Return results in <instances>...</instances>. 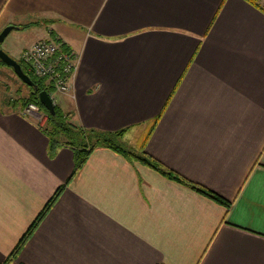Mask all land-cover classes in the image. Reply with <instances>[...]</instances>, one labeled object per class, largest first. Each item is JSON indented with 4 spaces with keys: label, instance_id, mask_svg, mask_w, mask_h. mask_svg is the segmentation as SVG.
Wrapping results in <instances>:
<instances>
[{
    "label": "crops",
    "instance_id": "crops-1",
    "mask_svg": "<svg viewBox=\"0 0 264 264\" xmlns=\"http://www.w3.org/2000/svg\"><path fill=\"white\" fill-rule=\"evenodd\" d=\"M0 20L19 40L34 34L4 47L15 59L50 35L75 53L70 89L53 97L73 126L127 128L124 146L182 178L105 146L75 170L76 148L53 146L46 115L39 125L22 115L0 85V264H264L261 9L246 0H0Z\"/></svg>",
    "mask_w": 264,
    "mask_h": 264
},
{
    "label": "trees",
    "instance_id": "trees-1",
    "mask_svg": "<svg viewBox=\"0 0 264 264\" xmlns=\"http://www.w3.org/2000/svg\"><path fill=\"white\" fill-rule=\"evenodd\" d=\"M249 3L257 6L264 12V0H246ZM54 39H57L56 37ZM18 62L21 64L22 70L31 78V80L37 85L36 90L33 87L31 88V94L26 99L28 101L36 102L39 107L47 112V121H46V130L51 136V143L55 146V142L58 139L66 140L70 144H72L75 148V161L76 166L75 170H78L80 166L83 164L84 160L87 158L89 153L98 146H105L114 149L115 151L123 154L128 159L138 160L142 163L147 164L148 166L158 170L162 174L181 180L182 178L179 177L178 174L174 173L172 170H169L165 166H163L159 161L149 156L146 152H140L132 150L122 144L120 141L124 134L127 132V128H123L116 131H99V130H83L80 128H76L73 126L66 115L62 113L60 108L54 103V114H51L47 108L39 101L37 92L40 90H49L46 87L45 79L37 77L31 70H29L28 64H26L22 58L17 59ZM3 63L2 61H0ZM4 64V63H3ZM193 188L197 191L209 196L210 198L214 199L215 201L229 207L230 202L225 200L220 195L214 194L206 188H202L200 186L191 184ZM56 194L49 200L48 204L44 207L41 211L40 215L37 219L32 223V225L28 228V230L22 236L18 246L15 248V251L19 249V247L24 243V241L28 238L32 230L36 227L39 220L44 215L47 208H49L50 204L56 198ZM9 260V258H8ZM8 260H6L5 264H7Z\"/></svg>",
    "mask_w": 264,
    "mask_h": 264
},
{
    "label": "built area",
    "instance_id": "built-area-1",
    "mask_svg": "<svg viewBox=\"0 0 264 264\" xmlns=\"http://www.w3.org/2000/svg\"><path fill=\"white\" fill-rule=\"evenodd\" d=\"M22 60L37 77L44 78L50 88L61 93L70 89L77 60L63 40L57 38L35 42L23 50ZM50 97L53 101V97ZM38 108L37 103L29 101L21 114L37 112V117L41 118Z\"/></svg>",
    "mask_w": 264,
    "mask_h": 264
},
{
    "label": "rangeland",
    "instance_id": "rangeland-1",
    "mask_svg": "<svg viewBox=\"0 0 264 264\" xmlns=\"http://www.w3.org/2000/svg\"><path fill=\"white\" fill-rule=\"evenodd\" d=\"M1 21V20H0ZM10 32L12 33H9L8 36H6L5 40L2 42L1 44V48L4 50L9 43L8 42H11L12 45L16 48L17 46H20L22 45L23 43H26L28 42L32 37H33V33L31 34L30 31H25L21 34H24L23 35V39L22 40H19L18 38H15V36H17L16 32H19V31H16V30H11ZM55 37L54 36H51L50 37H46V38H40L38 40H36L35 42H38V41H43V40H50V39H54ZM58 38V37H56ZM18 39V40H17ZM60 39V38H58ZM22 41V42H21ZM35 42L31 43L29 46H31L32 44H34ZM29 46L25 47V48H28ZM68 47V46H67ZM69 48V47H68ZM72 50V49H71ZM75 54V53H74ZM10 55V54H9ZM13 55V54H12ZM76 56V55H75ZM13 57V56H12ZM14 58V57H13ZM22 58V55L21 57ZM20 58H17L16 56V59H20ZM1 61V60H0ZM0 85L1 87H5V90L8 92H11V94H6L8 97H14V98H18V100H20V102H22V106H21V109H20V113H21V110H23V108L26 106V99L30 96L31 94V88L32 86H29L28 84H26L25 82H23L18 76L17 74L14 72L13 68L11 66H8L6 64H3L0 62ZM45 85L46 87L49 89L47 92L49 94V96H52V97H55L54 94L55 93H59L61 94V92H58L56 90H54L53 88H50L48 85H47V82L45 81ZM4 90V91H5ZM8 92V93H9ZM38 93V92H37ZM29 102V101H28ZM34 102V101H33ZM36 103V102H35ZM54 103V102H53ZM57 105V104H56ZM39 106V105H38ZM38 111L39 113L41 114V112L43 113V115L41 114V116H44V114L46 115L47 117V112L43 111L40 107L38 108ZM31 115H34L37 117V112L36 114L35 113H31L29 112L27 115L25 116H31ZM38 118V117H37ZM43 121L42 117L41 118H38L37 120V124H41V122ZM124 144V143H122Z\"/></svg>",
    "mask_w": 264,
    "mask_h": 264
},
{
    "label": "water",
    "instance_id": "water-1",
    "mask_svg": "<svg viewBox=\"0 0 264 264\" xmlns=\"http://www.w3.org/2000/svg\"><path fill=\"white\" fill-rule=\"evenodd\" d=\"M14 28L12 25L5 26L1 31H0V60L8 65L11 66L14 70V72L17 74V76L26 84L29 86H32L35 90L37 88V85L31 80V78L22 70L21 64L10 56L5 50L1 48V44L6 38V36L9 34V32ZM39 101L47 108V110L51 113L54 114V103L49 96L48 92L46 90H40L37 93Z\"/></svg>",
    "mask_w": 264,
    "mask_h": 264
}]
</instances>
